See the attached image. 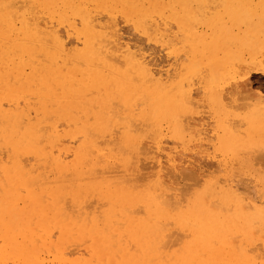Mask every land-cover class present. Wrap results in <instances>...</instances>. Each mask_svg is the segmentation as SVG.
<instances>
[{"label": "bare ground", "instance_id": "obj_1", "mask_svg": "<svg viewBox=\"0 0 264 264\" xmlns=\"http://www.w3.org/2000/svg\"><path fill=\"white\" fill-rule=\"evenodd\" d=\"M214 1L0 0L1 258L264 264V171L252 188L227 161L260 150L264 167V93L248 92L264 80V0L239 6L242 20L204 15ZM196 84L212 138L192 128ZM71 237L87 258H64Z\"/></svg>", "mask_w": 264, "mask_h": 264}, {"label": "rangeland", "instance_id": "obj_2", "mask_svg": "<svg viewBox=\"0 0 264 264\" xmlns=\"http://www.w3.org/2000/svg\"><path fill=\"white\" fill-rule=\"evenodd\" d=\"M216 1V2H215ZM214 1V3H212V5L211 4H209L207 7H206V9H203L202 10V8L201 7H198L197 6V8H198V10H202V11H204L205 13H204V15H206L207 17H215V16H217V14L218 13H228V17L230 16L231 17V20L232 19H236V20H238V18L240 17V19L242 20L243 19V17H241L240 15L239 16H235L234 14L236 13V12H240L239 10L241 9V8H239V6H242V5H244L246 2H247V0H234V1H232V0H215ZM241 3V4H240ZM254 3H256V4H259L260 3V0H253V2H252V4H254ZM255 4V5H256ZM238 7V8H237ZM243 7V6H242ZM195 8L196 7H193V9H192V11H194L196 14H198L199 16L202 14H199L201 11H198V10H195ZM238 9V10H237ZM228 10H229V12H228ZM244 10V9H243ZM198 13H197V12ZM235 11V12H234ZM231 12H232V15H231ZM203 16V15H202ZM202 18V17H201ZM123 27V29H122V32L124 33V35H125V37H127V38H130V39H132V42L133 43H138V45H140L141 47H143V46H145L144 48H147V49H145L147 52H149L148 54L150 55V57L153 59V61L159 66V67H162V66H164V65H167V63H168V57L166 56L167 54H165L166 53V51H164V50H162L161 48H159V47H155V46H153V45H151V46H149V43L147 44V42L142 38V41H141V37L139 36V35H137L135 32H133L131 29H129V27L127 28V26L125 25L124 26V24L122 25ZM236 26H238V23H236V25L234 24V27H236ZM125 28V29H124ZM125 31V32H124ZM136 35H135V34ZM128 35V36H127ZM144 42H146V43H144ZM146 44V45H145ZM152 46L154 47V48H152ZM149 47V48H148ZM158 49V50H157ZM149 50H152V51H149ZM162 50V51H161ZM263 53H262V55L260 54V59H263L264 58V50L262 51ZM151 54H153V55H151ZM156 57V58H155ZM181 58H182V60L181 61H183V62H185V61H187L188 60V53L186 52H183L182 54H181ZM155 60H157V61H155ZM256 77V78H255ZM259 79H260V76H254V78H253V80H252V84H251V90L250 91H248L249 92V95H251V96H249L250 97V99H252V100H254L255 99V97L253 96L252 97V94L253 95H256V93L258 92V93H260V92H263L264 93V91H260L261 89H262V87L264 88V80L263 79H261V81L259 82ZM260 83V84H259ZM198 84H196V85H194L192 88L194 89V91H193V96H194V98L196 99V101L198 102V108H197V106H195V108H197V110H198V112H200L197 116H196V118H197V121H196V123L197 122H199V123H197V125H199V126H195V127H192L193 129H194V133H195V131L196 130H198V131H196V133H198V134H200V133H202V135H203V132H204V134H206V135H198V134H196L195 133V135L198 137V138H203L204 137V139H208V138H212V135H213V133H214V121H213V119H210L211 118V113H210V111H209V108L206 106V104H204L203 102H201V98H202V94H200V93H198L199 91V89H197V88H199L198 86H197ZM261 87H260V86ZM231 86V85H230ZM230 86L229 85H226L225 87H226V89H231L230 88ZM197 87V88H196ZM229 87V88H228ZM254 87V89H252ZM196 88V89H195ZM257 89V90H256ZM256 92H255V91ZM252 91V92H251ZM195 92H196V94H195ZM255 93V94H254ZM197 97V98H196ZM201 97V98H200ZM201 104V105H200ZM204 104V105H203ZM200 107V108H199ZM202 107V108H201ZM204 107V108H203ZM207 107V108H206ZM201 109V110H200ZM204 112V113H203ZM206 113L209 115V116H207L206 115ZM203 116V117H202ZM200 118H203V119H201L200 120ZM206 118V119H205ZM207 118H209V119H207ZM200 120V121H199ZM205 120V121H204ZM207 120H208V122H207ZM204 121V122H203ZM213 121V122H212ZM203 122V124H201V123ZM210 123H211V125H210ZM214 123V124H213ZM201 124V125H200ZM206 125H207V127H206ZM196 129V130H195ZM205 131H204V130ZM203 130V131H202ZM202 131V132H201ZM206 131H208V133L206 132ZM202 136V137H201ZM205 147L207 148V146L205 145ZM204 146L202 147V148H200V149H206ZM211 151H212V149H211ZM243 150H242V152L241 153H239L238 154V156L237 155H235V156H227V161H228V164H229V169L230 170H232L234 173H238L239 174V172L242 174V175H238L237 174V176L238 177H240L241 176V178H239L238 179V177H237V180L236 181H240L239 183L240 184H244L245 186L246 185H248V186H252V188H253V184L252 183H249L248 184V181L251 179V176H257L258 174H261L260 173V171H264V167L261 165V163H259L258 162V158L257 157H260V155L262 154V153H259L260 152V150H259V152H251L249 155H248V153H246V154H243ZM253 153V154H252ZM259 154V155H258ZM247 156H249V157H251L250 159H249V161L248 160H246V165H244V166H248V167H246V168H241V163H239V160H240V158L242 157V158H244V157H247ZM196 158H197V160L199 159L201 162L200 163H202L204 166L207 164H209L210 166H212V165H214L215 166V164L216 163H214L212 160H210V159H208V158H200L198 155L196 156ZM241 158V159H242ZM202 159H204V160H202ZM209 160V161H206V160ZM245 159V158H244ZM255 159V160H254ZM198 160V161H199ZM204 161V162H203ZM206 162H208V163H206ZM210 162H212L211 164H210ZM252 162H254V165H253V163ZM206 163V164H205ZM256 163H258V164H256ZM207 165H206V167H207ZM208 165V167H210ZM247 174H250V176L249 175H247ZM236 175V174H235ZM241 179H242V181H241ZM248 180V181H246V180ZM244 180V181H243ZM245 181H246V183H245ZM241 182H243V183H241ZM250 182V181H249ZM252 184V185H251ZM242 187H243V185H242ZM251 188V187H250ZM25 193V192H24ZM22 194H23V192H22ZM26 194V193H25ZM250 195H252V194H250ZM25 196V195H24ZM26 198H24V200H25ZM46 198H41V199H39V202L41 203V205H43L46 209H53V208H55L54 206H55V201H53V200H51V199H46ZM22 200V199H21ZM19 200L18 201V203H19V206H21L22 204L24 205V200ZM27 200V199H26ZM51 200V201H50ZM49 203V204H48ZM71 203L72 202H70V200H67V202H66V207H68V211H69V209H71L69 212H73V208L70 206L71 205ZM52 204V205H51ZM68 205V206H67ZM49 229V231H50V233H48L49 231H47ZM39 231H41V230H38V229H36V232H38V233H41L42 232V234H45V235H47V237H49L50 238V241H56V242H58L59 241V238H61V234H60V231H59V229L57 228V227H53V225H50L49 227H47L46 228V231H41V232H39ZM49 234H50V236H49ZM51 236H52V238H51ZM57 239V240H56ZM69 240H70V242H69ZM253 240H257V239H253ZM65 241V242H64ZM75 241V239L74 238H72L71 237V239L70 238H68L67 240L66 239H62V241L61 242H63L64 244H62V246L64 247L63 249H62V252H64L63 254H64V258H68L69 260H74V259H76V258H81V257H86L87 258V256L86 255H88L89 256V254H88V252H86V250L84 249V247H82V246H80V244H79V242L77 243V241H76V243H73V242ZM70 244V245H69ZM69 245V246H68ZM79 245V246H78ZM78 246V247H77ZM0 248H1V243H0ZM67 248V249H66ZM83 248V249H82ZM64 249H65V251H64ZM82 250L84 251V252H82ZM81 254H83V256H81ZM85 254V255H84ZM80 256V257H79ZM40 258V257H39ZM3 259V260H2ZM53 259V256L52 255H42L41 256V260H44L47 264L49 263V261L50 260H52ZM1 260H2V262H1ZM4 262H6V264H22V261L19 259V258H16V257H12V256H9V257H7V258H1V256H0V263H2V264H5ZM56 263L57 264H60V262L57 260L56 261Z\"/></svg>", "mask_w": 264, "mask_h": 264}, {"label": "snow or ice", "instance_id": "obj_3", "mask_svg": "<svg viewBox=\"0 0 264 264\" xmlns=\"http://www.w3.org/2000/svg\"><path fill=\"white\" fill-rule=\"evenodd\" d=\"M261 91H264V88H262Z\"/></svg>", "mask_w": 264, "mask_h": 264}]
</instances>
